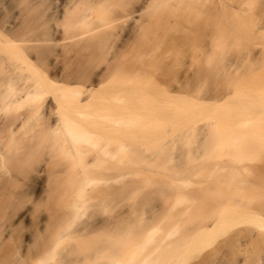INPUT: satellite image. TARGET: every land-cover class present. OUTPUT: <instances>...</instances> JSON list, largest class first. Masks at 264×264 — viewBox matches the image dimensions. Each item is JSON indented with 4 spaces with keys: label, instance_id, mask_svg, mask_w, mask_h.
Wrapping results in <instances>:
<instances>
[{
    "label": "rangeland",
    "instance_id": "rangeland-1",
    "mask_svg": "<svg viewBox=\"0 0 264 264\" xmlns=\"http://www.w3.org/2000/svg\"><path fill=\"white\" fill-rule=\"evenodd\" d=\"M135 1L127 0L123 3L127 5L116 9L128 11L139 2ZM202 1L187 0V9L184 5L149 9L143 17V28L135 33L129 32L131 18L116 22L94 39V49L80 56V62L69 63L78 54L49 51V59L59 56L61 66L60 73L56 66L49 65V76L57 79L49 84V98L61 95L64 115L78 116L80 107L76 103L86 94L85 84L102 77L101 86L91 93L86 114L91 117L90 112L98 115L107 111L111 118L107 115L110 120L104 132H99V124L104 122L95 118L94 127L90 126L92 137H85L90 140L79 141L76 146L86 160L101 156L102 150L113 155L105 162L113 163L108 167L115 190L107 196L85 192L71 204L83 200L82 207L71 210L65 172L70 161L66 155L72 151L65 142L58 146L53 141L55 135L60 141L71 135L65 129L50 133L47 158L32 154L22 162L3 164L0 263L20 258L32 248L36 235L44 237L59 225L57 234L82 232L60 243L59 251L65 257L55 264H100L89 258L99 251L92 245L110 242L120 250L134 242L117 238L114 229L134 224L147 231L171 211L184 208L191 189L188 181L192 182L196 171H203L220 158L216 156V144L221 140L218 133L237 129L242 122L250 124H242L246 126L237 130L260 134L259 145L235 155L224 154L222 159L254 158L249 163L260 164L264 170V4L261 0ZM115 13H106L99 21L110 20ZM138 92L144 97L140 94L142 98L138 99ZM126 110L140 116L138 125L128 124ZM176 111L177 117H172ZM156 118L161 125L155 126ZM44 160L48 171L42 188L32 173ZM25 210L28 214L22 216ZM97 256L95 261L104 259L101 253Z\"/></svg>",
    "mask_w": 264,
    "mask_h": 264
},
{
    "label": "bare ground",
    "instance_id": "bare-ground-1",
    "mask_svg": "<svg viewBox=\"0 0 264 264\" xmlns=\"http://www.w3.org/2000/svg\"><path fill=\"white\" fill-rule=\"evenodd\" d=\"M51 1H53L52 6L48 4V0H0V177L3 164L6 162H22L32 154L42 157L48 155L50 133L57 134L65 129L71 136L65 141L63 139L60 141L55 135L53 141L58 146L65 142L67 148L72 151L71 155H66L70 161L65 172L68 193L66 195H69L71 199L67 204L70 206L75 197L80 199L85 192H91L94 196H107L114 189L110 184L108 167L113 163L105 162L113 155L102 150L101 156L94 155L86 160L81 155V149L76 146L79 141L90 140L85 137H92L90 126L94 127L95 118L104 122L99 124V132H104L106 131L104 125L111 117L107 111L104 113L102 111L98 115L90 112L93 115L91 117L86 114L85 108L91 93L103 82L102 77L99 76L96 80L94 79V83L85 84V96L83 95L82 99L75 102L76 106L80 107L76 112L78 116L61 113V95L56 94L53 98H49V84L53 85L57 79L48 74L50 64L56 66L57 72L61 73V66L58 64L60 57L55 55L57 57L53 56L49 59V51L56 49L64 54H78L79 56L69 60V63H73L74 60L80 62L79 60L82 61L80 56L84 57L87 52L94 49V39L116 22L131 18L133 24L129 32L135 33L136 30L143 28V21H145L143 17L149 9L179 5H184L186 8L187 0H139L135 7L131 5L132 9L128 7L127 9L130 10H121L122 12L116 8L127 0ZM261 1L260 3L264 4V0ZM207 2L203 0L202 4ZM240 8L243 9V7ZM110 12L117 13L110 20L99 21ZM234 65L231 67L234 68ZM140 94L142 93L138 94V99L144 97V94L141 97ZM203 110L206 109L203 108ZM179 111L173 112L175 114L172 117H175ZM125 114L129 125H138L140 120L138 114L136 116L133 110L132 112L126 110ZM107 115L110 117L109 120ZM78 117L82 119L79 118V120ZM88 118L93 120H86ZM155 122V126L161 125L157 118ZM247 123L242 122L249 126L250 123ZM242 124L240 123V126H246ZM240 126L238 124L237 129L243 128ZM237 129L218 133L221 140L216 144L218 154L216 156L220 158L213 160L203 171H196L192 182L188 181L189 184L191 183L189 185L191 189L188 204L184 208L171 211L163 220L149 226L147 231L134 224L129 226L128 223L127 227H117V231L113 230L117 238L134 242L131 243V241L129 245L126 241V246H129H124L122 249L121 246L120 250L118 245L113 247L110 242L104 244L105 246L97 245L96 247H94L96 244L94 246L90 244L89 249L92 245L97 251L99 250L89 255L91 262L94 259L97 260V254L101 253L105 261L100 258L99 261L93 262H100V264H264L263 167L260 164L258 167L249 163L254 159L252 158L254 153H252L251 161H246L244 157L242 159L237 157V160L235 157L233 159L230 157L231 161L222 159L224 154L229 156L231 152L235 155L240 150L255 149L259 145L260 134ZM238 160L241 161L238 162ZM47 166L44 160L32 173L40 180L42 188L47 182ZM82 205L83 200H79L70 208L77 211ZM27 214L28 210H25L22 216ZM45 229L47 230V226L43 227V231H46ZM58 229L59 225L44 237L36 235L32 248L27 249L25 253L22 252L20 258L15 260L12 258V262L4 260L0 264H55L65 254L59 251L60 243L68 238L77 237L82 232L75 230L57 234ZM28 244L27 242L26 245ZM103 251L109 257L111 256L110 259L106 256L109 260ZM90 260H88L89 263H91Z\"/></svg>",
    "mask_w": 264,
    "mask_h": 264
}]
</instances>
